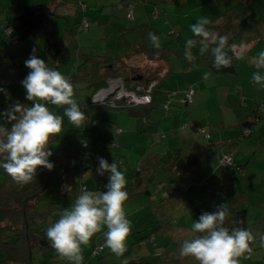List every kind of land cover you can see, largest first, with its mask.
<instances>
[{
	"label": "trees",
	"instance_id": "16d2710c",
	"mask_svg": "<svg viewBox=\"0 0 264 264\" xmlns=\"http://www.w3.org/2000/svg\"><path fill=\"white\" fill-rule=\"evenodd\" d=\"M62 1L63 0L59 2L47 1L45 3L37 1L38 3H27L24 6L16 7V14L18 16L16 27L13 28L14 30H6V32L12 37H15V32H17L18 39L15 43H17V45L23 44L24 40H27L35 33L44 31L48 17L58 16L56 9L61 6ZM118 1L119 8L123 7L125 4L127 20H134L128 18L129 11L127 6L132 5L135 7V3L132 0ZM160 1L169 3V0H158V3ZM248 1L252 2V0ZM230 3H232V5H236L237 3L240 11L244 12H246L249 7L248 2L242 1L240 3L238 0H225V3L223 2L225 5H229ZM79 5L80 10L85 9V7H83L84 3L81 2V0H79ZM250 9L253 11L252 5H250ZM250 9L248 12L251 13ZM156 10L157 9L152 12V17L154 19H157L161 14V10L159 9L158 16L155 18L154 13ZM229 13H231V11ZM227 17L226 14L225 18L227 19ZM234 20L237 21L236 18ZM84 22L81 23L76 33L80 34L91 28V26H89L85 29ZM238 25L239 24H236V26ZM226 26L227 27L224 29L228 32H232L230 29L235 28V25H231L230 23ZM241 27L240 29H242ZM262 28L264 29V27ZM246 31L255 32V30ZM56 34L58 33L48 32L45 43H43L47 61H50L54 68L59 66L61 56L66 53L65 41H67H63V38L54 41L52 38H57ZM233 34L234 32L230 35V38L233 37ZM170 36L175 37L176 40L179 38V35L176 33H172ZM254 38H257V36H254ZM232 39H234V37ZM257 41V43H263L264 40L258 38ZM179 42L182 43V40ZM179 42L160 45L157 42L142 41L139 44L137 43L133 49L124 52L121 59L120 57L113 56V53L108 50L105 54H98L97 51H88V49L83 51L81 48L77 53L75 52L79 58L73 63L76 64L80 58L82 63L78 66L76 65V70L73 68L71 74L68 75L70 83L86 81L85 84L88 88L96 92L105 88L109 79L120 78L128 92L144 94L147 92L150 85L155 82L156 85L151 90L152 102L149 104L123 106L124 102H117L116 108H114L107 105L109 104L107 101L106 105H103L107 109L127 110L132 116L143 118L145 120V126H142L143 129L147 128L146 130L151 129L152 131L153 127H148L153 123L152 121H157L155 116L159 117V122L160 119L167 118L166 116L169 114L167 112H170L171 116L176 106H180L183 112L187 114V117L195 112L194 101L196 90L194 88L187 87L185 89H180L174 88L173 86L169 87V89L162 88V84L165 87L166 82L170 85H174L170 79L171 77L187 73V69H190V65H192V62L187 63L188 61L186 59L188 56L192 57L202 54L201 51L195 52V48L192 46L190 48L183 47L184 49L178 50L179 47L174 46V44L178 45L180 44ZM251 42H253V40H250V43ZM73 50L75 51V48ZM183 52L185 55H181ZM73 54H69L72 61L75 59V57H72ZM134 55L143 57L149 62H158L159 65L156 67H151L149 65L130 66L128 61ZM17 58L19 59L20 57L14 56L11 61L0 58L4 60V62L10 63V66L6 68L7 72L3 76L0 74V81L3 80L4 82L5 78L10 79L8 71L12 68L17 69ZM174 58L184 60L186 64H188V68L186 67L181 72L174 71L171 66V61ZM206 58L208 57H206L205 54L200 64L203 63ZM209 67L220 75L236 74L235 52L224 53V55L222 54L214 58L209 63ZM18 69L15 78L17 80L20 78L22 79V81L20 79L21 85L13 82V85L9 87L10 90L16 89L15 87L27 85L29 82L26 74L28 70H25L24 67ZM31 73L33 75L30 83L37 84L41 82V80L38 79L40 76L39 73L35 71H31ZM36 79H38V81ZM30 83L27 86H29ZM40 87L41 90H43V87ZM3 88L4 86L0 87V92L4 91ZM159 89H162V91H159ZM47 104L51 103L48 102ZM53 106L57 108L56 105ZM261 108L262 105L255 100V104L252 108H248L249 113L242 122L243 131H245L244 135L251 139L253 136L256 137L252 140L258 143L261 142L260 139L264 137V133L255 136L256 127L261 121ZM67 111L69 113L68 115L71 116L70 109ZM58 115L61 116L59 111L55 113L51 111V116L55 123L54 127L52 129L41 130L37 124V116L28 113L27 110L13 102L0 101V264H36V255L46 249H51L53 258L61 257L67 248L62 242L54 243V240H56V238L68 227L64 224L63 218L60 217L57 210H61L60 208L63 207L61 213L67 211L68 200L72 202H70L71 207L70 212H68L70 213V217H68L70 219L67 220V218H65L64 221L81 225L80 216L84 210L91 208L100 209L102 207L106 209L109 207L117 208V206L126 205L128 202L141 195L152 194L149 183L153 178L147 180L143 168L134 171L128 178H123L119 175V172H121L119 167L118 169L111 168V175L104 173L105 176L101 180L97 179L96 176L95 178L97 180L95 179L93 185L89 184L87 181L84 183L82 180L86 174L90 171H96L97 166L94 161L97 155L95 151L89 148L90 146H84V140H81L82 136L78 135L79 138L77 141L73 142L69 137L62 135V123H64L65 119L61 116L60 120L62 125L59 127L57 121ZM77 117L75 119H77ZM76 121H78V119ZM75 128L77 127L75 126ZM97 129L98 128H94L92 132L96 133ZM87 130L85 126L82 132H86ZM179 130L182 132H193L196 141L203 140L204 137L201 136L202 134L205 136V140H210L211 138L207 131L204 132L206 126L198 119L191 121L185 120V122L180 124ZM159 137L165 138L166 135L159 134ZM64 139L69 140V144L63 145L61 149L55 150L53 143ZM95 141L97 140L94 137L93 143ZM261 145L264 144L262 143ZM83 151L90 153L89 158L84 159L83 155L81 156ZM179 153L177 154L178 158H182ZM224 155H230L232 157L231 165L226 166L222 162ZM190 156L192 155L188 157ZM73 158H78L79 161L77 165L72 168L70 167V160ZM248 164L249 162L247 161L239 165L235 155L232 153L224 152L219 157L220 169L224 172L229 170L233 178H235L238 173H243ZM183 165L184 162L180 167ZM113 176L116 177L115 182L110 180ZM121 181H123V184H121ZM233 183L234 182L230 181L227 185L223 186L226 194L231 197H234L242 191H235L236 187L234 186L233 188ZM65 184L69 186L68 192L64 191L63 187ZM100 185L103 186V192L100 195L98 204H95L93 200L90 202H83L80 200L83 186L86 187L88 193L94 195L96 188ZM94 186L95 188L92 190L91 188ZM75 190L76 193H74ZM72 194L73 196L70 197ZM163 194V198L169 199L173 204L172 208L168 207L166 209L167 213L164 218L166 221H161L163 225L159 227L158 231L149 232L148 237L144 235L140 240L137 239L135 243H132V245L128 246L126 249H119V251L124 252V264H249L254 252L259 249H263L264 251V233L259 237L251 235L249 218L252 216H250L247 209H235L231 212L226 211L224 214L220 215L214 221L212 228L195 232V234L198 235L195 242H182L178 240L179 243L177 244H182L181 246L191 245L192 243L198 244L194 252H191V249L188 248L186 251L182 252V259L178 258L172 261L157 258L151 259L149 253L157 249V246L161 243L159 241L161 229L167 226H176L182 217L185 219L187 218V221L193 223L192 217H189L192 212H188L186 216L183 212L182 214L181 212L179 213L176 201L172 200L173 195ZM231 199L232 198L228 199V201ZM219 205L221 204L219 203ZM50 210H52V214ZM44 214H46V217H44ZM150 215L151 214H145L144 216L148 217ZM55 220L58 221L57 225H55ZM151 220L157 222V220L153 218ZM80 227H83L82 232L86 234L89 232L88 226L83 224ZM157 233L160 234L157 235ZM249 237L252 238L250 242L251 251L245 252L242 250V243ZM164 241L168 242V240ZM97 247L99 246H96L93 251ZM102 247L104 249V246ZM37 249L40 250L36 251ZM162 255L163 253H160L158 256ZM237 255L239 258H234ZM52 263L60 264V261H46L42 264ZM71 263L75 264L77 262L73 261ZM81 264H84V262Z\"/></svg>",
	"mask_w": 264,
	"mask_h": 264
},
{
	"label": "crops",
	"instance_id": "0c3cea01",
	"mask_svg": "<svg viewBox=\"0 0 264 264\" xmlns=\"http://www.w3.org/2000/svg\"><path fill=\"white\" fill-rule=\"evenodd\" d=\"M132 1L135 3V7L133 10L134 20L129 21L131 23H135V25L132 27H128V29L124 30L120 24H115V27L119 29L115 30L118 32L119 42L123 41L124 45L123 49L120 48V45H117L113 48V50L109 52H112L113 56L120 57L121 59L124 52L133 49L137 43L139 44L142 41L152 43L157 42L160 45L172 44L173 41L169 42L168 39L163 36L164 34H168L170 36V34L172 33H176L179 35L178 40L175 39V43L182 40V43L179 42L180 44L178 45L174 44V46L179 47L178 50L184 49L185 47H193V45L196 44L195 42H198L201 47L209 48L208 53L211 55L206 54V57L208 58L204 60L201 67L199 65L200 62H198L194 56H188V58L186 59L188 61L187 63L192 62V65H190V69H187L188 71L184 70L187 71V73L184 75H177L171 77L170 79L172 80V83H174V85L166 83L164 87L162 84V88L166 89H169V87L171 86L180 89H185L187 87L194 88L196 90L194 101L195 112L191 113L187 117V114L183 112V109L180 106H176V108H174V110L172 111L171 116L170 112H167L169 113L168 116H166L167 118H164L162 120L160 119L159 122L158 120L152 121L153 123L150 124V127H153L152 131L151 129L146 130L147 128L143 129V127L139 126L138 124L136 128H133L130 125V132L128 133L124 132L122 129L120 133H117L116 131L120 128L114 127V133L117 134V142L115 141L116 143L112 144L109 141H105L104 137H99L98 129L100 128V126L97 129L96 133L92 132V130H94L95 128L92 123L96 121L98 124L100 116L97 117L96 109L90 108L89 105L100 104L98 102L93 101L92 97L95 94L93 92L94 90L88 88V86L85 84L86 81L79 82L85 87L86 90L89 91L88 105H85L84 101L79 100L76 101L78 108L70 105L68 106L71 108L70 111H72L73 113L77 112V127L79 126L80 119L82 117L84 122V128L86 126L88 130L90 129L89 132L94 135L92 139H90V137L89 139H87L86 135H84L83 133L81 140H84V143L90 146L89 148L91 150L95 151L97 157L99 153L102 152L99 149L100 146L105 147L104 149H106V151L112 154L115 153L111 152L113 149L112 147L118 148L117 152L119 153L112 155V159L110 160L116 163L120 162V164H118V167L121 169L119 175L123 178H128L132 175L131 173L140 170L141 168H143L144 175L146 176L147 180H150L151 178H154L160 174L163 175V182L159 186L160 189L165 191V194L173 195L172 200L176 201L177 210H179V213L181 212L182 214L183 212L186 216L188 212H192L189 217H192L193 222L191 223V221H187V218L185 219L182 217L178 221L176 226H167L166 228L161 229L160 233L161 235H163L162 238H164V240L170 241L169 239H172L176 241L180 240L182 242H186L188 239V228L192 226L195 227L198 223V220L203 217L202 211L204 210V208L203 206L201 207V205H204V203L208 201L210 202V204L214 203V205L218 206L217 208H221V210H223V213L221 212V210H219L218 213L215 214L222 215L226 211L231 212L235 209H247L250 216H252L251 218H249L251 235L259 237L261 234L264 233V145H261L262 143L264 144V137L260 139L261 142L259 143L254 142V140H252L256 138L254 136L252 137V139L247 138L244 135L245 131H243L242 122L246 118L247 113H249V110L247 109L252 108L255 104L254 98H261L264 100V88H261L259 86V82H256L258 80L264 81V79L260 76L255 75L251 79V81L248 77L246 79L242 78V80H240V82L238 83L235 78H228L229 76L231 77L232 75L236 74L220 75L215 73L209 67V63L214 58L222 54L224 55V53L227 54L230 51L235 52L236 55L239 53H245L250 49H248V47H242L243 44L241 43L233 44L230 42L233 38H230V35L232 33L231 31L228 32L224 29L227 27L226 25H228V22H220L222 24L219 25L217 23H214L217 25H215L212 30H204V26L209 23V18L211 19L213 16H215L216 19L221 18L223 20L228 11H233L234 5H232V3H230L229 5H225L223 4V0H169V3H163L161 1L158 3V0ZM114 2L115 6L119 5L118 0H114ZM123 7H125V4L123 5ZM155 9L161 10V14L158 16L157 19H154L152 17V12ZM120 12H123V10H121ZM192 20L198 22V27H201V29H198V27L192 28ZM225 21H228V17ZM2 25H4V23ZM178 28L181 30L177 31ZM1 31L4 36V30H0V34ZM86 31L89 32V30ZM107 31H109V29ZM249 33L253 32L251 31ZM108 35L109 33H107V36ZM194 35H200L201 40L199 41L194 39ZM254 36H257V38H255L253 42L249 44L251 45V48L256 46L252 45V43L258 40V35L255 34ZM15 45H17V43H15L14 46ZM22 45L26 46V42H24ZM5 46L7 48L6 53H4V56H0V58H4V60L11 61L13 60L14 56L11 57L9 55L11 49L7 46V44ZM227 46L229 49H227ZM89 50H92L94 52L96 51L95 48H88V51ZM194 51L197 50L195 49ZM183 54L184 52L181 55ZM241 56V58L243 59L244 54ZM177 57L180 58L179 56ZM178 58L172 59L171 66L174 71L181 72L187 67L188 64H186L184 60H179ZM143 60H145L143 66L149 65L151 67H156L159 65L158 62H149L147 59L138 55L132 56L129 59L128 63L130 66H141L139 64H141ZM250 61H248V64H246L247 67L254 68V65H258L254 62L251 63L252 61ZM16 63L17 69L12 68L8 71L11 79L10 82L12 83L11 85H13V82L21 85V78L19 80L15 78L17 70H19L18 68L21 69L24 67L25 70H31V67L26 65L24 61H20V59L18 58ZM60 63H63V61L60 60ZM179 67H181V69ZM54 69V74H50V72H45L44 68L35 70V72L40 74L38 79L41 80V82H38L37 84L44 87L45 78H55L56 74H58V71L61 72L60 70H58L59 66ZM197 69H201L202 72H197ZM68 75H70V73ZM38 79L36 80L38 81ZM68 82L69 79L65 80L63 86L67 87L70 85H76L75 82L72 84ZM245 82L251 83V89H248H250L252 92L249 94H245L244 92ZM220 86L223 87V101L219 98V95L217 98V96L212 95L213 93H211L213 89H216V87ZM27 87L29 88L30 85ZM159 91H162V89H159ZM11 98V102L15 104V96L12 95ZM124 105L125 103H123V106ZM42 109H44V107H42ZM122 111L127 112V110ZM41 113L44 114L42 118L43 122H45L46 125L40 129H52L55 123L53 122L51 111H41ZM260 116L261 121L260 124L256 127L255 136L260 134L262 135L264 133V107L261 109ZM194 119L200 120V122H202L206 126V130H204V132L207 131L210 134V140H205V136H203L202 134L201 136L204 137L203 140L201 139L196 141L193 132H182L179 130L180 124L185 122V120L191 121ZM39 123L40 121L38 122V124ZM89 124H91L92 126H89ZM109 130V127L104 128L105 132ZM150 132L153 133L150 134ZM159 134H165L166 137L160 138ZM94 137L97 141L93 143ZM245 138L247 140H245ZM106 144H112V147L106 148ZM133 145L135 146V150L137 151L135 155L140 156L141 160L137 156H134L132 157V160L135 163H132L131 165L129 162V158H127V160L125 161L123 160L124 155L126 154H123V151L127 148L130 149ZM251 148L255 149L253 153H250ZM224 152L234 154L237 161H245V163L247 161L249 162L248 166L245 168L243 173H238L235 178H233L231 177V173H229V170H226L224 172L222 169H220L219 157ZM178 153L181 154L182 158H178ZM241 153L247 155V157H240ZM189 155L192 156L188 157ZM104 156L107 157V155L105 154ZM97 157L94 161L97 166L96 171L88 172V174H86V176L82 180L84 183L87 181L89 184L93 185L96 176L97 179L101 180L105 176V174H112V170L109 163L110 161H105L104 163L100 164V162L97 160ZM183 162L184 165L180 167ZM107 164L110 169L108 168ZM134 168H136V170H133ZM122 173H125V175H122ZM91 174L93 175V177ZM248 179H250V185H246ZM234 180H241L242 183L246 186V189L243 188V185L242 187H240V190H242L238 194L240 198H237L236 196L231 197L230 195L226 194L225 188L223 187L224 185H227L230 181L234 182ZM91 181L92 183H90ZM236 182L233 183V188L234 186H237ZM252 183H255L253 185V191L251 190ZM66 185L67 184H65V187L68 186ZM94 188L95 186L91 189L94 190ZM257 189L259 191H263L260 200V206L262 209L259 211L253 210L252 208L255 205L251 206L249 203V201H251L252 197L254 196V192H256ZM68 190L69 186L67 187V191ZM201 196H206L208 197V199H201ZM230 198L232 199L228 201V199ZM203 201L204 203L201 204V202ZM220 202L222 203L223 207L219 205ZM135 204L136 203L132 204V202L130 201L126 205L117 206V208H113L112 210H107L105 207H102L93 214L89 213L88 210H85L81 213L80 216L81 225L84 224L88 226V234H90L91 224H95L97 226L102 227V222L105 219H108L111 221V224L109 225L108 230L104 231L102 233L103 235L101 234V237H104V235L105 239H107V237H110L113 244L117 240L122 238H124V240L129 239L128 241H126V246H130L132 245V243H135L137 241V239L135 240L134 237L136 233H139L140 235L147 234L146 231H142L143 228H145L147 225V223H145L146 220L143 219L145 215V212H143L144 208H135L133 207V205ZM60 209L61 210H57V213L60 215V217L63 218V222L68 228H66L62 232V234L58 238H56V240H54V243L62 242V244H64L67 248V251L69 249V243L72 240H75L78 245L79 253H76L77 250L74 248L72 255H70L71 253L69 254V252H67L66 255L65 252L61 257H51V259L47 262L60 261V264H72L71 262L74 261L77 262L75 264H81L83 262L84 264H91L87 261L84 252L82 251L81 244L85 241V239L83 238L84 232H82L83 227H80L81 225H78L77 223L71 224V222H65V218H67V220L70 219L68 218L70 217V213H67V211H65L61 214V212L63 211V207H61ZM86 214L89 215L87 217L88 221L83 222V216ZM131 219L132 221L139 220L140 224L136 223L132 225L133 223L131 224ZM55 222V225H57L58 221L55 220ZM156 223V221H153L150 225L153 227L156 226ZM89 244L92 245L89 251L90 255L92 254V257L102 256V253L105 251V247L103 251L97 255H94L93 249L96 246H104V244H100L96 239L94 240V243L89 242ZM117 257L118 259L119 257L122 258L120 264L125 263V257H123V254H121V256L120 254H116L115 258ZM263 257L264 251L263 249H259L254 252L251 260L249 261V264H264V262L262 261L264 260ZM101 264H110V260L105 259V261H101ZM116 264H118V261Z\"/></svg>",
	"mask_w": 264,
	"mask_h": 264
},
{
	"label": "rangeland",
	"instance_id": "374dc122",
	"mask_svg": "<svg viewBox=\"0 0 264 264\" xmlns=\"http://www.w3.org/2000/svg\"><path fill=\"white\" fill-rule=\"evenodd\" d=\"M37 1L45 3L47 1H54V2L58 1L59 2L61 0H0V30H4L3 32H4V36H5V37L3 36V33L1 31V34H0V56H4V53H6L7 48L5 45L7 44V46L11 49V52H9V55L11 57H13V56L20 57L19 58V59H21L20 61H24L26 65L31 67V70L27 69L28 71L26 72L27 77L29 79L28 84L32 81V75L33 74L31 73V71H35L37 69L44 68L45 72H50V74H54L55 69L52 66V64L50 63V61H47L43 43H45V39L47 37L48 32H57L58 33V34H56L57 38L56 37H55V39H54V37L52 38L54 41L58 40L59 38L60 39L63 38V41L67 40V41H65V52L66 53H64L61 56V58H62L61 60L63 61V63L59 64V69H58L61 72L58 71V74H56V77H55L56 79L53 77L45 78L43 90H41V87L39 84L30 83L29 88L27 87V85H28L27 84L26 86H20V87L14 89V91H13V90H10V88H9L11 85L10 79L5 78L4 82H3V80L0 81V87L4 86V88H3L4 91L0 92V101L1 102L2 101H10L11 102L12 95L15 96L14 99H16V100H14V101H15L16 105L18 104L21 108L27 110L28 113L37 116V118H38L37 124L40 121V123L38 124L39 128H43L46 125V123L43 122L42 116L44 114L41 113V111L50 110V111H53L54 113L56 111H59L61 116L63 117V119H65L64 123H62L63 127L61 129V133L63 136L69 137L71 141L75 142L79 138L78 135L82 136V134L84 133V135H86L87 139H89V137H90V139H92L94 135L91 134L89 132V130L87 132H82L84 130L83 118L81 117L79 126L77 127L76 124L78 123V121H76L77 119H75L77 117V112L73 113L71 111L70 112L71 116H69L68 115L69 113L67 111L68 109H71L68 105L78 108L76 101H79V100L84 101L85 105H88V100H89L88 92L89 91L86 90L85 87L83 85H81L80 83H76V85H74V86L70 85V86L65 87V86H63L64 81L69 79L68 74L69 73L71 74L73 68H75L76 65L78 66L80 63H82L81 58H80V60H78V62L76 64L73 63V62H76L75 60H77L79 58V56H77V54H76L78 52V50L83 48L82 50L85 51L88 48H90V49L95 48V50L97 51L98 54L99 53L105 54L107 50L111 51L117 45H120V48L123 49L124 44H123V41L119 42L118 32L115 31V30H119V29L115 27V24H118V25L120 24L122 26V28L124 30H126V29H128V27L134 26L135 23H131L130 21H128L126 19L125 7L119 8V6H117V5L115 6L114 0H81V2L84 3V7H85L84 10H80L79 0H63L61 6H59L58 9H56L58 16L47 18V22L45 24L46 27L44 28L43 32H37L33 36L29 37L27 40H24L23 43L26 42V46H23L22 44H18V45L14 46L15 42H17V39H18L17 32H15L16 36L12 37V36H9L8 32H6L5 30H14L13 28L16 27L15 25H16V21H17V17H18L16 14V12H17L16 7L24 6L27 3L28 4L38 3ZM223 1L225 3V0H223ZM238 1L240 3L242 1L249 3V7L247 8L246 12L240 11V8L238 7V5L236 3V6L234 5V9H233L234 11H232L231 13H229L230 11H228L226 13L228 16V21H225L226 18H224L222 20L221 18L216 19V17L213 16L211 19L209 18V23H207V25L204 26L205 27L204 30L210 31L214 28L215 25L222 24L220 22H228L231 25H235V28L230 29V30H232L231 33L234 32V34H233L234 39H232L231 42L236 43V44L241 43V44H243L242 47H244V48L248 47V49H250V50L245 52V53H239V54L235 55V64H236L237 73H236V75H232L231 77L229 76L228 78H235L238 81V83L240 82V80H242V78L246 79L248 77L250 78V81H251V79L255 75L260 76L264 79V41H263V43H258V44L256 42L252 43V45H256L253 48H251V45H249L250 40L252 41L255 39L254 38L255 34H258V36H259L258 38L264 40V29L262 28V27H264V0H252V2H249L248 0H246V1L238 0ZM250 5L253 6V11H252V9H250ZM249 9L251 10V13L248 12ZM121 10H123V12H120ZM229 15H230V17H229ZM216 16H218V15H216ZM235 18L237 19V21L234 20ZM84 21L89 22V25L91 26V28L89 29V32L83 31L80 34L76 33V32H78L77 30H78L79 26ZM3 23H4V25H2ZM148 23H150V22H148ZM214 23H217V24H214ZM236 24H239V25L236 26ZM260 24H262V25H260ZM191 27L192 28L198 27V22H195L194 20H192ZM240 27L242 29H240ZM108 29H109V31H107ZM198 29H201V27H198ZM180 30L181 29L178 28L177 31H180ZM246 30H255V32L249 33ZM93 33H95V34H93ZM107 33H109L108 36H107ZM163 36L166 39H168L169 42L170 41L175 42V37L169 36L168 34H164ZM194 39L200 41L201 36L200 35H194ZM195 43L196 44L193 45V47H195V49L197 51L202 52V54L194 56L198 62L202 61V58L204 57L205 54L211 55L208 53L209 48L201 47L198 42H195ZM74 48H75V51L73 50ZM72 50H73V52H72ZM83 53H85V52H83ZM229 53H231V51ZM69 54H73L72 57H75V59L73 58L74 61H72L70 59ZM243 54H244V58L242 59L241 55H243ZM248 61H250L251 63L254 62L258 65H254V68H249L246 66V64H248ZM144 63H145V60H143L142 63L139 65L143 66ZM199 65L201 67L202 63ZM9 66H10V63L4 62V60L0 59V74L2 76L7 72L6 68H8ZM179 68L181 69V67H179ZM75 70H76V68H75ZM197 72L200 73V72H202V70L197 69ZM201 75H203V74H201ZM51 76H53V75H51ZM256 82H259V86L261 88H264V81L263 80H258ZM7 86H9V87H7ZM244 87H245V91H244L245 94H247V93L249 94L252 92L250 90L251 89V83L245 82ZM248 88H250V89H248ZM222 90H223V87H221V86L216 87V89H213L211 93H213L212 95L217 96V98L219 95V98L223 101ZM254 99L258 103H260V105H262V108L264 107V100L263 99H261V98H254ZM48 102L51 104H47ZM53 105H56L57 108H54ZM42 107H44V109H42ZM89 107L95 108L97 111L96 116L97 117L100 116L99 120H98L99 125L97 124L96 121L93 122V126L95 127V129L99 128V126H100V128L98 129L99 137H104L105 141H109L112 144L117 142V134L114 133V127L120 128L124 132L128 133V132H130L129 131L130 125L133 128L134 127L136 128V126L138 124H139V126H143V127L145 126V124H144L145 120L143 118H137L135 116H132L128 111L125 112L122 110L107 109V108L102 107V106L97 105V104H94V105L90 104ZM61 116L58 115V117H57L59 127L62 125L61 120H60ZM96 116H94V117H96ZM158 118H159L158 116H155L156 120H158ZM110 123H111V125H110ZM75 126L77 128H75ZM105 127H107V128L109 127L110 130L105 132L104 131ZM148 128H152V127H148ZM45 129H47V128H45ZM79 132H81V133H79ZM151 133L152 132H150V134ZM245 140H247V139L245 138ZM68 144H69V140H65V139L62 141H59V142L57 141L56 143L55 142L53 143L55 150L61 149V147L63 145H68ZM112 144H109V145L106 144V148L112 147ZM104 148L105 147H103V146L99 147L100 151H102L101 153H99V155L97 157V160L100 162V164L104 163L105 161H110L109 162L110 164L116 163L110 159H112L111 158L112 155L119 153V152H117L118 148L112 147L113 149L111 152H115L113 154L109 153ZM254 150H255L254 148H251L250 153H253ZM143 151H146V150H143ZM123 152H124L123 154L126 153L124 155L123 160L125 161V160H127V158H129V162L131 165H132V163H135V162H133L132 157L137 156L141 160L140 156L135 155L137 151L135 150L134 145L130 149L129 148L125 149ZM104 154L107 155L108 158L105 157ZM242 156L247 157V155L241 153L240 157H242ZM244 162L238 160L239 165L244 163ZM116 164L118 165V164H120V162H117ZM107 166H108V164H107ZM108 168L110 169L109 166H108ZM133 170H136V168H134ZM122 175H125V173L124 174L122 173ZM92 177H93V175H92ZM162 180H163L162 174L157 175L156 177L151 179L150 183H149V188H150L152 194L151 195H141L140 197H137L131 201L132 204L136 203L135 205H133V207L144 208L143 212H145V214H151L149 217L144 216V218H143L146 220L145 223H147L146 227L143 228V230H142V231H146V233H147V234H145L146 237H148L149 232L158 231L159 227L161 225H163L162 222L166 221V219L164 220L165 215L167 213L166 209L168 207L172 208V206H173L172 202H170L169 199L163 198V195H164L163 193L165 191L161 190L159 187L160 184L163 182ZM236 181L237 180H235L234 182H236ZM90 183H92V181ZM236 183H237L236 184L237 186H236L235 191H240V187H242V185H243V188L246 189V186L242 183L241 180L237 181ZM254 184L255 183L251 184V190L252 191L254 189L253 188ZM246 185H250V179L247 180ZM63 188H64L65 192H68L67 187H65V185ZM263 190H264V188H263ZM74 193H76V190ZM262 194H263V191H259L257 189L256 192H254V196L252 197L251 201H249L251 206L255 205L252 208L255 211H259L262 209L260 206V200H261ZM72 196H73V194L70 197H72ZM235 196L237 198L238 197L240 198V196L238 194ZM200 198L201 199L206 198L205 200L208 199V197H206V196H201ZM70 202H71V200H68V202H67V204H68L67 205V208H68L67 213L70 212V207H71L70 204L72 203V202L71 203ZM202 203H204V201L201 202V204ZM220 204L222 205L221 202H220ZM202 206L204 208V210L202 211L203 217L200 220H198V223L196 224L195 227L192 226V227L188 228L189 229L188 239L186 242H191V241L195 242L198 235H195L194 233L198 232V231H203L204 229H207V228H212L214 221L220 216V214H215V213H218V211L221 210V208H217L218 206L214 205V203L210 204L209 202H206V203H204V205H201V207ZM112 209H113V207L107 208V210H112ZM87 210L89 211V213L93 214V213L97 212V210H99V209L91 208V209H87ZM50 211L52 214V210H50ZM221 212L223 213V210H221ZM88 216H89L88 214L84 215L82 221L83 222L88 221V218H87ZM44 217H46V214H44ZM152 218L154 220H157L156 226H153V227L150 225L151 222H153V221H151ZM131 221H132V219H131ZM136 223L140 224L139 220L131 222L132 225H134ZM110 224H111V221L108 219H105L102 222V227L97 226L95 224L94 225L91 224L90 225V228H91L90 234L84 233L83 238L85 239V241L81 244L82 251L84 252V255H85L87 261L90 262L91 264H101V261H105V259H109L110 264H116L117 261H118V264H120V261L122 260V258H120V257H119V259H118V257L115 258V255L116 254H120V256H121V254L124 255V252L119 251V249L124 250L129 246V245L126 246V241H128L129 239L124 240V238H122V239L117 240L113 244L110 237H107V239H105V235H104V237H101L103 235L102 233L104 231L108 230V227ZM159 234L160 233H157V235H159ZM143 236L144 235H140L139 233H136L134 237H135V240L136 239L140 240V238ZM162 237H163V235H159V241L161 242L158 245L159 247L157 246V249H154L152 252L149 253L151 259L157 258V259L166 260V261H172V260L178 259V258L182 259L181 254L183 251H186L188 248H190L191 252H194L196 246H198V244H196V243H192L191 245L181 246L182 244H177L179 242L176 240L169 239L170 241L165 242L164 238H162ZM95 239L100 244H104V247H105V251L102 253V256H99V257L94 256L96 258L92 257V254L90 255V252H89L90 248L92 246L91 244H89V242L94 243ZM118 241H119V243H118ZM122 241H124V242H122ZM74 248L77 250L76 253H79L77 242L75 240H72L69 243V249L67 251L66 250L64 251V252H66L65 254L67 255V252H69V254L71 253L70 255H72ZM39 250L40 249H37L36 251H39ZM160 253H163V255L158 256V255H160ZM152 254H155V255H152ZM51 257H52L51 249H48V250L46 249L42 252H39L36 255L35 263L36 264H42L45 261H49L51 259ZM234 258H239V256L237 255ZM100 259H101V261H100ZM261 259H263V258H261ZM262 261L264 262V260H262Z\"/></svg>",
	"mask_w": 264,
	"mask_h": 264
},
{
	"label": "built area",
	"instance_id": "2783aa9c",
	"mask_svg": "<svg viewBox=\"0 0 264 264\" xmlns=\"http://www.w3.org/2000/svg\"><path fill=\"white\" fill-rule=\"evenodd\" d=\"M84 7V6H83ZM128 9V18L133 19V10L134 7L132 5L127 6ZM159 13V9H157L154 13V17L156 18L158 16ZM89 22L85 21L84 22V28H88ZM156 84L153 83L149 89L147 90L146 93L144 94H138L136 92H128L126 90V88L124 87V84L122 82V79L118 78V79H113L108 81V86L98 92L94 97H93V101L94 102H98L100 105H106V102L108 101L111 107L116 108V103L117 102H124L125 105L128 106H138V105H146L152 102V94H151V90L153 89V87ZM140 90V89H138ZM192 93V92H191ZM117 133L121 132V129H118L116 131ZM84 146H86V144H84ZM83 155L84 159L89 158L90 153L89 152H82L81 156ZM79 159L78 158H73L70 160V167H74L77 165ZM222 162L226 165L229 166L232 164V157L230 155H224L222 158ZM110 167L113 169H118V165L116 163H111ZM110 180L112 182L116 181V177L113 176L110 178ZM121 184H123V181H121ZM103 192V186L100 185L96 188V191L94 192V195L90 194L87 192L86 187H82V194L80 196V200L83 202H90L91 200H93V202L95 204H98L100 201V195ZM252 241V238H246L245 241L242 243V250L245 252H250V242ZM103 250L102 246L97 247L94 250V255L100 254Z\"/></svg>",
	"mask_w": 264,
	"mask_h": 264
},
{
	"label": "clouds",
	"instance_id": "9594fccd",
	"mask_svg": "<svg viewBox=\"0 0 264 264\" xmlns=\"http://www.w3.org/2000/svg\"><path fill=\"white\" fill-rule=\"evenodd\" d=\"M114 78H112V79H109L108 81H110V80H113ZM69 82H70V80H69ZM107 86H108V84H107ZM106 86V87H107ZM105 87V88H106ZM105 88H102V89H100V90H98V91H96V92H94L95 94L93 95V97L98 93V92H100V91H102V90H104ZM93 97H92V99H93ZM126 106V105H125Z\"/></svg>",
	"mask_w": 264,
	"mask_h": 264
}]
</instances>
